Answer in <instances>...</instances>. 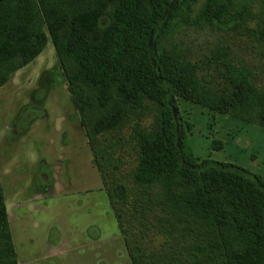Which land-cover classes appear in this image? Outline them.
Masks as SVG:
<instances>
[{
  "label": "trees",
  "instance_id": "1",
  "mask_svg": "<svg viewBox=\"0 0 264 264\" xmlns=\"http://www.w3.org/2000/svg\"><path fill=\"white\" fill-rule=\"evenodd\" d=\"M185 26L225 40L204 72ZM48 40L131 264H264V182L195 157L177 103L264 128V0H0V87ZM0 264H18L1 183Z\"/></svg>",
  "mask_w": 264,
  "mask_h": 264
},
{
  "label": "rangeland",
  "instance_id": "2",
  "mask_svg": "<svg viewBox=\"0 0 264 264\" xmlns=\"http://www.w3.org/2000/svg\"><path fill=\"white\" fill-rule=\"evenodd\" d=\"M174 41L203 72L225 43L207 26L182 27ZM177 103L195 157L264 182V128ZM0 183L19 264H131L50 40L0 87Z\"/></svg>",
  "mask_w": 264,
  "mask_h": 264
},
{
  "label": "crops",
  "instance_id": "3",
  "mask_svg": "<svg viewBox=\"0 0 264 264\" xmlns=\"http://www.w3.org/2000/svg\"><path fill=\"white\" fill-rule=\"evenodd\" d=\"M18 264H19V262H18Z\"/></svg>",
  "mask_w": 264,
  "mask_h": 264
}]
</instances>
